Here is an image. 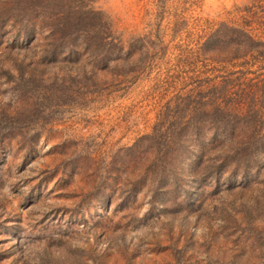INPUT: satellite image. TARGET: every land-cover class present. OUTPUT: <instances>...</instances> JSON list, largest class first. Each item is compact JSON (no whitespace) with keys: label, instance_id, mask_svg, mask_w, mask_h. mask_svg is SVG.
<instances>
[{"label":"rangeland","instance_id":"374dc122","mask_svg":"<svg viewBox=\"0 0 264 264\" xmlns=\"http://www.w3.org/2000/svg\"><path fill=\"white\" fill-rule=\"evenodd\" d=\"M252 109L264 0H0V264H264Z\"/></svg>","mask_w":264,"mask_h":264},{"label":"trees","instance_id":"16d2710c","mask_svg":"<svg viewBox=\"0 0 264 264\" xmlns=\"http://www.w3.org/2000/svg\"><path fill=\"white\" fill-rule=\"evenodd\" d=\"M258 113V109H252V113L244 112L233 114V125L231 127V133L236 140L234 144L228 147L229 149L225 151L226 153L236 152L240 154L241 157H245L246 155L252 156L253 152H255L254 154H257V152L261 153L264 151V131L261 130L259 125H256V119L254 118L258 115ZM251 136L255 137V139H252L254 141L250 140ZM252 146L253 149H250ZM236 160V158L228 160L230 162H234L232 163L233 167H231L230 171L232 172L233 170L241 166L242 172H246V166L248 165L247 159L244 158V162Z\"/></svg>","mask_w":264,"mask_h":264}]
</instances>
